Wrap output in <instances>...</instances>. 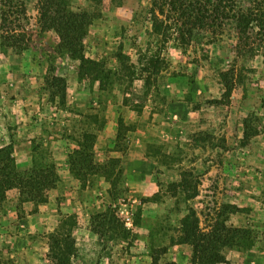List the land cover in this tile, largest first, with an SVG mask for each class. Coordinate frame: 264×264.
Returning a JSON list of instances; mask_svg holds the SVG:
<instances>
[{"label":"rangeland","instance_id":"obj_1","mask_svg":"<svg viewBox=\"0 0 264 264\" xmlns=\"http://www.w3.org/2000/svg\"><path fill=\"white\" fill-rule=\"evenodd\" d=\"M66 2L101 12L82 41L83 56L104 68L96 76L78 78L80 61L44 17L45 0H0V149L11 145L18 159L0 156V264H191L185 217L200 244L196 264H264V35L251 26L245 40L226 21L196 31L186 48L174 33L162 45L149 36L151 0ZM148 43L167 68L145 88L117 53L122 45L138 67ZM53 77L66 81L64 98ZM64 149H80L82 178L59 179L53 156ZM41 168L38 202L5 187L9 174ZM229 229L242 236L229 241ZM66 231L76 251L55 260L51 236Z\"/></svg>","mask_w":264,"mask_h":264},{"label":"trees","instance_id":"obj_2","mask_svg":"<svg viewBox=\"0 0 264 264\" xmlns=\"http://www.w3.org/2000/svg\"><path fill=\"white\" fill-rule=\"evenodd\" d=\"M90 1L95 5L102 3V0ZM110 1L115 5H120L123 0ZM45 3L49 8V12L47 8L44 9V17L49 19L50 25L59 35L61 44L67 48L71 58H77L80 61L78 78L96 76L98 72L103 71L104 68L100 63L85 58L82 52V41L87 35L88 27L95 18L101 16V12L97 8L92 12H72L69 10L66 0H45ZM240 4V0H151L149 8L151 32L149 36L156 39V42L162 41V45H165L174 33V40L180 41L179 46L186 48L194 38L196 31H202L204 28L213 30L221 27L226 21L235 22L237 29L240 31L239 33L243 32L242 35L245 40H249L246 33L247 29H251V26L253 29L256 28L257 34L264 35V0H251L249 6L245 9ZM117 60L122 68L129 71L131 79L133 81L142 80L145 88H148L152 83H156L157 77L167 68V62L161 55V49L156 48L152 51L150 43L147 44L144 52L138 54V67L130 63L129 57L123 53L122 45L118 46ZM46 81L51 88L58 87L60 96L65 97L66 81L63 78L53 77L51 80L47 79ZM223 86L224 92L221 99H229L232 88L227 82L223 83ZM221 99L215 101V103L221 102ZM12 153L13 148L11 145L0 149L1 158L4 157L6 162L14 165L15 160ZM80 156V149L74 150L73 155L71 153L69 156V164L71 174L82 178L80 174L74 173V168L77 169L80 165L78 160ZM53 168L50 167L52 170ZM46 173L42 168L38 170L31 169L22 175L14 172L5 177V187L11 189L16 184L19 187L20 196L30 198L31 202H38V191L45 188ZM51 175L53 177L55 174L53 172L50 175L47 174V178ZM229 208L231 213L234 214L243 212L242 208L234 205L229 206ZM181 222L183 234L181 241L187 244L190 243L193 246L191 264H196L197 258L200 257V253H198L200 244L196 242L197 233L191 229L192 224L189 217L183 218ZM66 232L62 236L58 235L61 234L59 232L51 236L52 243L49 246V251L51 257L55 260L60 261L76 251L71 232ZM227 232L231 234L229 241H234L237 237L242 236V230L240 229H229ZM219 259L223 260V257L218 256L217 260L219 261Z\"/></svg>","mask_w":264,"mask_h":264},{"label":"crops","instance_id":"obj_3","mask_svg":"<svg viewBox=\"0 0 264 264\" xmlns=\"http://www.w3.org/2000/svg\"><path fill=\"white\" fill-rule=\"evenodd\" d=\"M105 124H107V125H105V127L103 128V131H99V135L101 136V139H99V142H101V143L110 142L108 137L112 136V130L114 129L115 122L113 120H111ZM83 127L89 128V126H83ZM61 142H63V141H61ZM51 144L55 145L54 142ZM54 148L57 150V146H54ZM69 156H70V150L69 149H64L61 152H59L53 156L54 161H55L56 173L59 176V179H62L64 182H65V179H71V175H72L71 171H70ZM13 157H15V161L18 163V159L14 154H13ZM28 160L31 163V159H30V157H28V153H27L26 161H28ZM55 212H57V211H55ZM33 216L38 217L39 214L35 213ZM12 236L13 237H10V238L19 239V238H17L16 233L13 234ZM3 242H5V236H3V230H0L1 247L5 248Z\"/></svg>","mask_w":264,"mask_h":264},{"label":"built area","instance_id":"obj_4","mask_svg":"<svg viewBox=\"0 0 264 264\" xmlns=\"http://www.w3.org/2000/svg\"><path fill=\"white\" fill-rule=\"evenodd\" d=\"M129 221H130V218H126V225H129L130 223H129Z\"/></svg>","mask_w":264,"mask_h":264}]
</instances>
